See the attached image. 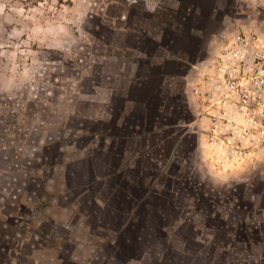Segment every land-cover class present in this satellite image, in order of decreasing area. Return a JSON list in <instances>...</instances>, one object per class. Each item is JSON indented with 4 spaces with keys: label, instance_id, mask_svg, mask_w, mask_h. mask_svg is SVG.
<instances>
[{
    "label": "rangeland",
    "instance_id": "rangeland-1",
    "mask_svg": "<svg viewBox=\"0 0 264 264\" xmlns=\"http://www.w3.org/2000/svg\"><path fill=\"white\" fill-rule=\"evenodd\" d=\"M125 3L0 0V264H264V150L220 161L221 146L200 147L185 76L202 39L161 58L139 25L120 31L147 15L137 0L121 21ZM263 3L226 0L225 9L263 18ZM218 24L207 20L205 35ZM140 53L131 84L118 78ZM144 86L150 123L128 140L120 169L149 188L150 203L130 212L124 194L101 201L116 183L99 149L113 140L123 99ZM100 87L112 88L109 106L91 97ZM138 100L121 125L142 122ZM107 107L110 116L98 115Z\"/></svg>",
    "mask_w": 264,
    "mask_h": 264
},
{
    "label": "built area",
    "instance_id": "built-area-1",
    "mask_svg": "<svg viewBox=\"0 0 264 264\" xmlns=\"http://www.w3.org/2000/svg\"><path fill=\"white\" fill-rule=\"evenodd\" d=\"M190 90L205 142L228 158L257 157L264 150V17L220 32Z\"/></svg>",
    "mask_w": 264,
    "mask_h": 264
},
{
    "label": "crops",
    "instance_id": "crops-1",
    "mask_svg": "<svg viewBox=\"0 0 264 264\" xmlns=\"http://www.w3.org/2000/svg\"><path fill=\"white\" fill-rule=\"evenodd\" d=\"M137 0H125L124 8L120 11L117 18L125 22L129 19V6L130 4L136 2ZM142 2L143 12L147 13L146 16H143L142 19L136 20L131 17V20H128L127 24H124V27H119L120 31L123 33L128 32L130 27H138L149 40H152L155 43L156 50H159L158 53L160 57L168 56L169 54H183V51L179 48L185 50L188 47V52H192L190 46L196 45V39H202L203 47L199 52L200 58L195 59V65L191 69L190 73L185 76L186 79V91L188 93V99L192 103L194 111H197L195 104V99L191 93V84L196 80V76L201 72L204 64L207 61V57L210 52L214 50L215 42L217 40V35L220 32L232 33L240 28L248 27L255 18H257L256 9H249L248 11L240 10L239 6H235L231 9H225L226 0H140ZM239 1V0H236ZM239 8V9H238ZM163 15L164 17L160 20L155 21L154 17L156 15ZM167 15L176 16L177 20L167 22ZM115 20L116 17H113ZM201 19V20H199ZM218 21L216 29L210 31L208 35H205V23L206 21ZM169 36H166L167 34ZM202 33V37L200 35ZM206 36V37H205ZM164 40V42H163ZM168 41L167 43L165 42ZM195 42V43H194ZM197 51V50H196ZM195 51V52H196ZM137 52V51H136ZM141 52V51H140ZM139 53V52H138ZM192 54V53H191ZM198 53L195 54L196 58ZM130 58V57H129ZM143 58V55L140 53L136 57L130 58L131 60L126 61L122 64L121 70L123 74L117 75L119 78H123L125 82L131 84L132 80L137 77L139 72V62L138 59ZM171 79V78H170ZM173 79V78H172ZM127 92L126 87L123 89V93ZM98 104H103L109 106L111 102L113 93L112 88L110 87H100L97 89L91 96ZM110 107H107V111H98L100 116H110L109 111ZM198 127H201V120L197 115H195V120L193 122ZM192 123V124H193ZM197 123V124H196ZM207 121L205 122V124ZM191 124V123H190ZM198 139L200 140V147L207 148L209 153H211V146L213 144H208L204 140L203 131H200ZM128 151V150H127ZM205 152V151H204ZM223 150L219 154H222ZM129 154L126 152L125 156ZM130 155V154H129ZM225 155H220L218 160L222 161Z\"/></svg>",
    "mask_w": 264,
    "mask_h": 264
},
{
    "label": "trees",
    "instance_id": "trees-1",
    "mask_svg": "<svg viewBox=\"0 0 264 264\" xmlns=\"http://www.w3.org/2000/svg\"><path fill=\"white\" fill-rule=\"evenodd\" d=\"M161 65H163V62L159 63V66ZM164 79L165 78H161L160 82L156 87L159 88L162 82L164 81ZM158 88H155L154 90H157ZM135 90H137V92H135ZM134 92L136 93V95ZM149 92L150 89L146 88V86H144L143 88L142 87L136 88L130 92V97L123 99V102L121 104L122 105L121 112L118 114V117H116L115 120L110 122V124L112 125L110 135H113L112 137H110V139L113 138V140L111 141L110 145L107 148L102 144V146L99 149L100 151H102V153L99 155V159L101 163L108 168L107 172L111 173V176L116 183L115 188H113L112 184H109L107 191L109 190L110 194L106 193L109 195L106 196L105 194L103 198L101 197V201L105 204H108L110 197L113 196L115 193L124 194V196L126 195V197L128 198V202H129L128 209L130 212H132V208H137V209L142 208L143 211H147L146 203H150L149 188H147V186H145L144 183L140 185H135L134 183H132L131 179L127 178L128 174L126 172V169H122V170L120 169L126 151V145L128 140L130 139V137H132L133 133L135 132L141 134L144 131L143 126L149 125L150 123V118L147 116V112H146V104L148 105L150 104V102H148V99L150 100L152 99L151 97H149L150 96ZM148 93L149 96H147ZM138 95L141 96V98H139ZM160 95L161 94L157 93L155 97L158 99ZM137 98L142 101V106L139 110V115L142 118V122H134L133 118H131L132 115H130L129 117H127L125 124L121 125L120 124V121L122 120L121 117L123 116V114L126 113V110L128 109V107L131 106V104H134L136 101H139ZM157 108L159 110V105ZM117 141H119V143L118 146L116 147ZM94 175L92 180L95 181L100 180L101 186L104 187L106 184L105 178L100 179V176L96 172H94ZM105 175L108 176L107 174ZM119 213L122 215L125 214L123 211H119ZM117 224L118 225L115 228L120 227L119 225L120 221H118Z\"/></svg>",
    "mask_w": 264,
    "mask_h": 264
}]
</instances>
